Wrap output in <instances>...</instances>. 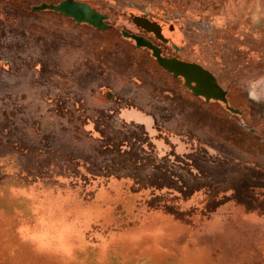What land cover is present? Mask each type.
<instances>
[{"label": "rangeland", "instance_id": "obj_1", "mask_svg": "<svg viewBox=\"0 0 264 264\" xmlns=\"http://www.w3.org/2000/svg\"><path fill=\"white\" fill-rule=\"evenodd\" d=\"M59 1L0 0V264H264V0ZM145 11L242 115L122 34Z\"/></svg>", "mask_w": 264, "mask_h": 264}, {"label": "water", "instance_id": "obj_2", "mask_svg": "<svg viewBox=\"0 0 264 264\" xmlns=\"http://www.w3.org/2000/svg\"><path fill=\"white\" fill-rule=\"evenodd\" d=\"M32 10H52L73 19L76 23H86L100 30H105L111 26L107 21L109 19L108 13L101 12L90 3L82 0H61L58 3L42 2L33 5ZM132 19L138 26L153 31L157 36L159 35L157 24L146 16L136 15ZM122 34L132 38L138 47L149 48L158 63L175 77H182L185 85L194 95L204 97L207 102L211 100L221 101L230 111L241 112L240 109L229 103L227 90L219 82L218 77L201 63L187 61L176 56L163 55L161 48L143 35L125 29L122 30Z\"/></svg>", "mask_w": 264, "mask_h": 264}, {"label": "flooded vegetation", "instance_id": "obj_3", "mask_svg": "<svg viewBox=\"0 0 264 264\" xmlns=\"http://www.w3.org/2000/svg\"><path fill=\"white\" fill-rule=\"evenodd\" d=\"M136 15L146 16L152 22H155L157 24V26H158V32H159V35L157 36L153 31H149V30H147L145 28H142L141 26H138L136 24L137 28H138V32H139L137 34L143 35L144 37L150 39L158 47H160L161 50H162V54L163 55H166L168 57L176 56V57H178L180 59H184V60L190 61L189 59H185V58H182L180 56V53L185 50V46L183 44L182 45L178 44L175 41V39H174L175 38L174 36H175V34L177 32L176 25H175L174 22L170 21L167 18H164V16L161 15V14H158V16L150 15L147 11L143 12L142 14H133L132 17L136 16ZM216 76L218 77V80L220 82L219 76L218 75H216ZM224 88L227 90V96H228V99H229L230 98L229 97V90L226 87H224ZM251 98H253V97H251ZM238 109H240V111H241L238 114L242 115L244 113V110L242 108H238ZM244 124L249 126L245 122H244ZM251 129L254 130V131H257L255 128L251 127Z\"/></svg>", "mask_w": 264, "mask_h": 264}, {"label": "trees", "instance_id": "obj_4", "mask_svg": "<svg viewBox=\"0 0 264 264\" xmlns=\"http://www.w3.org/2000/svg\"><path fill=\"white\" fill-rule=\"evenodd\" d=\"M69 162V161H68Z\"/></svg>", "mask_w": 264, "mask_h": 264}]
</instances>
